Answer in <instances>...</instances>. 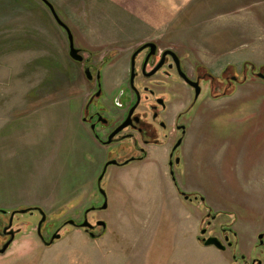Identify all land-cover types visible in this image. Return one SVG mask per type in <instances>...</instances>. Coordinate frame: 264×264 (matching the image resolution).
Instances as JSON below:
<instances>
[{
  "label": "rangeland",
  "instance_id": "rangeland-1",
  "mask_svg": "<svg viewBox=\"0 0 264 264\" xmlns=\"http://www.w3.org/2000/svg\"><path fill=\"white\" fill-rule=\"evenodd\" d=\"M48 1L77 47L93 53L96 63L109 60L96 103L108 111L126 88L127 50L136 45L166 43L186 57L192 75L204 65L196 59L195 0ZM215 2L222 15L227 0ZM253 2L264 26V0ZM227 34L234 37L220 28L214 39ZM68 50L66 33L41 0H0V210L43 209L46 240L63 223L81 222L87 209L101 205L97 182L105 162L126 153L101 146L82 122L92 89ZM215 64L220 67L210 73L222 81L223 63ZM240 66L230 72L239 74ZM247 71L249 76L252 69ZM205 91L188 121L177 184L167 166L171 145L150 148L146 162L108 169L103 188L109 209L94 215L107 223L102 238L67 226L62 239L47 247L37 233L40 215H20L15 227L21 234L0 255V264H230L229 253L197 241L208 213L222 214L212 229L234 223L239 250L256 254L264 231V80L252 75L226 97H210L208 84ZM0 220L7 221L1 214Z\"/></svg>",
  "mask_w": 264,
  "mask_h": 264
},
{
  "label": "flooded vegetation",
  "instance_id": "flooded-vegetation-1",
  "mask_svg": "<svg viewBox=\"0 0 264 264\" xmlns=\"http://www.w3.org/2000/svg\"><path fill=\"white\" fill-rule=\"evenodd\" d=\"M63 31L66 33L68 40L67 32ZM163 43L158 40H148L127 50L131 51V53L128 79L125 80L126 84L124 83L126 88L120 91L116 97L117 107L108 111L104 106L99 107L96 103L103 95V77L110 70V68L106 69V66L110 64L108 63L109 60L104 59L102 62L96 63L95 55L81 46L77 47L75 41V47L84 58V61L79 64L83 66L84 75L91 85L90 89H92L83 110L82 122L87 125L86 127L89 128L92 137L101 146L125 149L126 153L117 160H106L104 169L108 163L116 162L114 165L108 166L107 171L111 166L124 168L133 164L144 163L150 157V148L158 149L164 145H171L167 166L170 177L177 184L176 171L181 165V150L189 133L188 121L196 109L200 108L202 100L208 94L205 93V84H208L210 97L214 99L226 97L231 94L234 86L240 84L243 80L245 82L248 81L252 75L259 78L258 74H264V67L258 68L254 65V68L249 63H245L238 74L236 71L230 72V70L234 71L235 66H226L221 73L222 81H217L214 77L217 75L210 73L209 68L206 67L205 69L204 65H197L192 75L188 71L186 57L178 50ZM68 52L70 57V46ZM72 61L75 62L74 60ZM247 66L252 69V73L249 76ZM87 70L90 71L92 79L86 75ZM133 73L134 84H132ZM197 88L200 89L198 98L196 97ZM173 109H176V114L174 115ZM124 125L126 127L117 133ZM110 140L111 143H108ZM103 185L104 182L102 183ZM97 188L102 201L101 205L94 206L96 209L100 208L105 202L104 197L100 194L98 184ZM195 199L197 201V197H194V199L189 197L187 201L192 202ZM200 201L201 203L204 202L201 199ZM89 209L84 212L81 222H75L77 225H81L87 218L94 228L87 231L76 226L72 227L83 230L91 239L97 240V238H92L91 234L98 235L103 232L102 228L97 226V223L101 220L94 218V215L101 212L94 210L87 214ZM14 211L16 210L4 215L6 222L0 220V249L11 240L12 235L16 239L21 234V230L15 227L20 214H16L11 220V213ZM34 214L40 215L38 212L30 213V215ZM220 216H222L221 213L207 214L206 225L201 228L200 237L197 238L198 243L205 247L204 240L210 238L220 240L225 247L224 250L213 248L222 253H229L232 259L230 264H264V231L258 234L255 246L257 252L250 257L240 251L241 249L239 250L241 242L240 240L237 241L238 233L230 226L234 223L227 222V225L212 229L214 223L221 219L219 218ZM236 219L238 218L234 217L233 220L236 221ZM63 224L51 232L47 241H50L53 234ZM43 228L44 225L42 230ZM261 236L262 238L260 239Z\"/></svg>",
  "mask_w": 264,
  "mask_h": 264
},
{
  "label": "crops",
  "instance_id": "crops-1",
  "mask_svg": "<svg viewBox=\"0 0 264 264\" xmlns=\"http://www.w3.org/2000/svg\"><path fill=\"white\" fill-rule=\"evenodd\" d=\"M227 0L225 22L210 26L222 15L217 13L215 0H195L197 30L196 59L208 68L236 66L250 63L256 67H264V26L256 17V5L253 0ZM260 3V2H259ZM224 29L232 35L222 39H214L218 29ZM239 35L238 37H236ZM222 69V70H223Z\"/></svg>",
  "mask_w": 264,
  "mask_h": 264
},
{
  "label": "water",
  "instance_id": "water-1",
  "mask_svg": "<svg viewBox=\"0 0 264 264\" xmlns=\"http://www.w3.org/2000/svg\"><path fill=\"white\" fill-rule=\"evenodd\" d=\"M41 1L49 8V10L51 11L53 17L55 18L57 24L63 30H65L67 32L69 46H70V58L72 60H74L75 62H78V63L83 62L84 61L83 56L80 55V51L75 47L74 35H73L71 29L61 20V18L59 17V15L57 13V10L55 9V7L48 0H41ZM86 75L90 79H92V76H91V73H90L89 70L86 71ZM258 77L260 79L264 80V74H262V73L258 74ZM188 82L191 84V82L189 80H188ZM132 84H134V73L132 75ZM199 95H200V89L197 88L196 97L198 98ZM125 127H126V125H124L117 133L122 131ZM108 143H111V140ZM115 163L116 162H111V163L107 164L106 168L104 169L102 175L99 177L98 182H97L100 194L105 199L104 204L98 209H96L95 207H92L91 209H89L87 211V214L89 212H91V211H94V210H98L100 212H106L109 209L108 195H107V192L104 190V188L102 186V183H103L105 175L107 173L108 166L114 165ZM180 193L185 198V200H189V196L188 195H186V194H184L182 192H180ZM33 212H38L41 215V221L39 222V225H38V234H39V236L41 238V241L47 247H51L52 245H54L55 242L60 241L62 239L61 231L67 226H76L77 228L86 229L87 231H89V230L94 228V226L89 223L87 218H86L85 222L82 223L81 225H77L74 220H70V221H67L66 223H64L63 226L61 228H59L55 232V234H53V236L51 237L50 241H47L46 238L42 235V226L44 225V223L47 222V218H48L47 214L45 213V211L43 209H41V208H27V209L16 210V211L11 213L12 214L11 220H13V218L16 216V214L26 215V214H30V213H33ZM0 214L1 215H8V214H10V212L7 211V210H0ZM97 226L102 228L103 232L98 234V235L91 234V237L94 238V239L95 238H97V239L102 238L104 233H105V231L107 230V223L104 222V221H99L97 223ZM261 238H262V236L260 237V239ZM14 241H15V236L12 235L11 240L2 249H0V254H5ZM204 245H205V247H216L219 250H224V248H225L223 246L222 242L220 240L216 239V238H210L208 240H204Z\"/></svg>",
  "mask_w": 264,
  "mask_h": 264
},
{
  "label": "trees",
  "instance_id": "trees-1",
  "mask_svg": "<svg viewBox=\"0 0 264 264\" xmlns=\"http://www.w3.org/2000/svg\"><path fill=\"white\" fill-rule=\"evenodd\" d=\"M249 65H251V64H249Z\"/></svg>",
  "mask_w": 264,
  "mask_h": 264
}]
</instances>
